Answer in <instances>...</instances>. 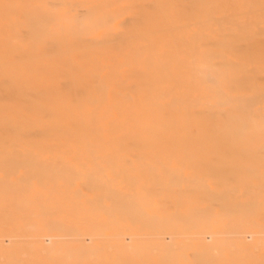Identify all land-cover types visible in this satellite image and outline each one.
<instances>
[{"label":"bare ground","instance_id":"6f19581e","mask_svg":"<svg viewBox=\"0 0 264 264\" xmlns=\"http://www.w3.org/2000/svg\"><path fill=\"white\" fill-rule=\"evenodd\" d=\"M259 157L264 0H0V264H264Z\"/></svg>","mask_w":264,"mask_h":264},{"label":"rangeland","instance_id":"374dc122","mask_svg":"<svg viewBox=\"0 0 264 264\" xmlns=\"http://www.w3.org/2000/svg\"><path fill=\"white\" fill-rule=\"evenodd\" d=\"M84 14H85V10H84V9H80V11H79V16H80V17H83ZM253 159H254L255 161L264 162V158H262V157H259V158H253ZM189 161H191V162H195L196 159L192 157V158H189ZM208 161L211 162L212 160H208ZM175 177H176V182H177V181L180 182V181L182 180V179H180V178H182V176H181V175L179 176V174H176ZM151 237H152V236H149V235H147V236H143V238H144V240H145L146 243H151V242H152ZM207 240H208V242L211 241V240L209 241L208 238H207ZM207 240H206V241H207ZM127 241L130 242L129 239H127L126 242H127ZM168 241H170V240L168 239L166 242H168ZM245 241H246L248 244H253V242H254V238H252V237L250 238V236H248V237H246ZM87 242H88V241H87ZM46 243H48V241H47Z\"/></svg>","mask_w":264,"mask_h":264}]
</instances>
